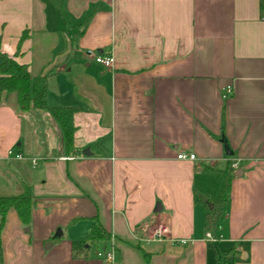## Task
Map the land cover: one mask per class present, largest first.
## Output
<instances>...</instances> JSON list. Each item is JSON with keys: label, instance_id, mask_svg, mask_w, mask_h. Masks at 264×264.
<instances>
[{"label": "crops", "instance_id": "0c3cea01", "mask_svg": "<svg viewBox=\"0 0 264 264\" xmlns=\"http://www.w3.org/2000/svg\"><path fill=\"white\" fill-rule=\"evenodd\" d=\"M261 9L0 0V54L48 76L50 107L79 109L68 152L50 112L0 101V196L29 187L35 201L29 226L8 212L0 264H264ZM96 222L110 237L98 250L86 241ZM160 226L167 237L152 240ZM104 248L114 262L97 257Z\"/></svg>", "mask_w": 264, "mask_h": 264}, {"label": "trees", "instance_id": "16d2710c", "mask_svg": "<svg viewBox=\"0 0 264 264\" xmlns=\"http://www.w3.org/2000/svg\"><path fill=\"white\" fill-rule=\"evenodd\" d=\"M48 76L34 77L27 67L18 64L14 59L7 55L0 54V101L10 95H16L17 103L21 111L29 112L33 110H46L59 123L64 139V145L68 152L74 147V136L76 128L74 116L79 111L77 108L50 107L47 102ZM230 186L225 191L222 204L227 201ZM202 201V197H198ZM35 201L29 187L23 193L15 196H0V233L5 225L7 214L10 210H15L23 225L29 226ZM209 228L214 229L219 226L217 218H211L208 222ZM109 235L97 222L86 239L87 242L96 244L97 250L101 242H107ZM101 251H106L105 248ZM1 256V247H0Z\"/></svg>", "mask_w": 264, "mask_h": 264}, {"label": "built area", "instance_id": "2783aa9c", "mask_svg": "<svg viewBox=\"0 0 264 264\" xmlns=\"http://www.w3.org/2000/svg\"><path fill=\"white\" fill-rule=\"evenodd\" d=\"M261 2V5H262V9H261V20L264 21V0H259ZM87 58H92L94 60L95 63L103 66V67H106V68H110L112 67L113 65V58L112 57H105V56H102V55H99V54H93V53H88L87 54ZM233 93V88L232 87H228L226 90H225V95L224 97L227 98L229 97L231 94ZM12 154V153H10ZM18 159H22L21 156H16ZM177 158L179 160H195L196 157L195 155L193 154H188L186 152H180L177 156ZM33 164H36L35 161H33ZM169 231L167 228L163 227V226H160L158 229H156L153 233V235L150 237L152 240H156V239H163V238H166L167 235H168ZM207 238L210 240V241H216V239L210 234L208 233L207 234ZM97 257L102 259V260H105V261H108V262H114L115 260V253L113 250H106V251H98L97 252Z\"/></svg>", "mask_w": 264, "mask_h": 264}, {"label": "water", "instance_id": "95a60500", "mask_svg": "<svg viewBox=\"0 0 264 264\" xmlns=\"http://www.w3.org/2000/svg\"><path fill=\"white\" fill-rule=\"evenodd\" d=\"M224 144H225V148H226V152H227V154H228V155H232V153L230 152V149H229V147H228L226 141H224ZM84 154H85V155H90L89 150L84 151ZM28 231H29V229H28ZM59 233H60V234H59ZM60 235H61V231H58V233H57L56 236H60Z\"/></svg>", "mask_w": 264, "mask_h": 264}, {"label": "rangeland", "instance_id": "374dc122", "mask_svg": "<svg viewBox=\"0 0 264 264\" xmlns=\"http://www.w3.org/2000/svg\"><path fill=\"white\" fill-rule=\"evenodd\" d=\"M88 149V148H87ZM96 255V254H95Z\"/></svg>", "mask_w": 264, "mask_h": 264}]
</instances>
